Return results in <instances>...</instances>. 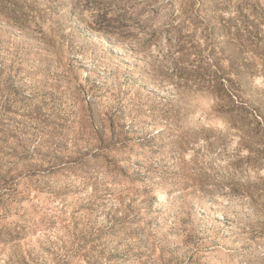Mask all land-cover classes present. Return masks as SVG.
<instances>
[{"label": "rangeland", "instance_id": "1", "mask_svg": "<svg viewBox=\"0 0 264 264\" xmlns=\"http://www.w3.org/2000/svg\"><path fill=\"white\" fill-rule=\"evenodd\" d=\"M257 118L264 0H0V264H264Z\"/></svg>", "mask_w": 264, "mask_h": 264}, {"label": "trees", "instance_id": "2", "mask_svg": "<svg viewBox=\"0 0 264 264\" xmlns=\"http://www.w3.org/2000/svg\"><path fill=\"white\" fill-rule=\"evenodd\" d=\"M213 44L211 45L212 49H211V57L212 59H214V61H219V56L222 54H215V40H212ZM237 44H234V46H236ZM181 46H179V53L183 52V49L180 48ZM179 64H181L178 61V65L175 66V77L177 80H184L186 79V76H188V74H186L185 70L179 66ZM209 75H210V80H208L205 84V86H201L200 84H196V87L200 88L203 87L204 89L210 91V93L214 96H217V94H222L224 97L228 98L229 100H233V97L235 98V95H233V89L230 86H227L225 84H223V72H221L220 70H215V69H211L209 70ZM198 81L200 80L199 76L195 77ZM227 82H229V80H226ZM254 123L256 126V129L262 130L264 128L263 124H262V120L260 118L254 119Z\"/></svg>", "mask_w": 264, "mask_h": 264}]
</instances>
